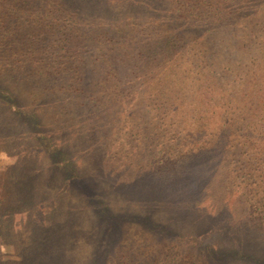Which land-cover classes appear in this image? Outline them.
<instances>
[{"label": "rangeland", "instance_id": "rangeland-1", "mask_svg": "<svg viewBox=\"0 0 264 264\" xmlns=\"http://www.w3.org/2000/svg\"><path fill=\"white\" fill-rule=\"evenodd\" d=\"M43 2L49 5V0ZM9 11L13 8L0 0V19ZM29 16L17 24L26 36L30 27L23 20ZM263 20L262 15L259 21ZM109 27L89 14L75 28L66 55L55 57L57 63H70V69L50 73L11 69L7 76L5 60L0 59V119L4 125L12 122L14 128L25 129L24 135L10 138L0 133V167L5 165L20 185L35 177L30 169L33 161L42 170L40 177H49L37 181L32 191L24 190L22 202L13 187L16 208L31 209L15 216L9 210L1 214L0 229L7 233L0 230V264H36L40 258L51 259L52 264H206L207 258L217 264H264V187L259 192L252 191L256 184L244 189L241 169L246 148L241 136L233 143L219 141L226 147H221L220 176L209 171L164 175L153 186L138 190L132 211L139 213V222L121 226L100 218L104 213L100 208H115L121 202L127 206L126 199L118 197L116 187L101 197L105 184L97 187L100 193L84 186L77 177L90 175L91 169L80 164L91 165L96 158L103 167L133 165L135 158L126 148L135 144L142 126L153 121L151 108L125 93L130 82L127 71L131 82L142 80V73L131 70L141 32ZM238 31L236 36L226 34L228 50L242 42L244 30ZM105 36L114 40L112 47L100 43ZM54 43L50 38L44 48L50 45V51ZM36 122L47 134L39 141L30 130ZM151 125L147 131L154 133ZM49 130L57 136L52 139ZM126 130L137 133L124 140ZM235 132L241 135L242 129ZM152 139L153 145L164 143L147 160L148 168L157 170L168 163L163 159L170 155L171 145L159 134ZM28 145L36 148L34 157L33 152L26 154ZM94 145L101 148L98 157L91 155Z\"/></svg>", "mask_w": 264, "mask_h": 264}, {"label": "trees", "instance_id": "trees-1", "mask_svg": "<svg viewBox=\"0 0 264 264\" xmlns=\"http://www.w3.org/2000/svg\"><path fill=\"white\" fill-rule=\"evenodd\" d=\"M2 1L13 8V12L5 13V18L0 19V59L5 60L3 69L7 76L11 69L50 73L62 67L72 68L70 63H57L55 57L66 55L75 28L89 14L105 27L122 26L141 32L132 57L135 66L128 65V68L142 73L139 77L142 80L131 82L133 78L127 71L130 82L125 93L130 100L137 98L145 102L151 108L153 121L143 123L135 144L126 148L135 158L133 165L115 168L110 163V167H103L92 158L91 165L80 164V168L91 169L90 175L77 177L84 186L99 193L97 187L105 184L107 191L101 197L110 194V187H116L118 197L126 199L127 206L121 202L115 208L110 205L100 208L104 212L101 219L121 226L139 222V213L132 211V202L139 198L137 192L153 186L155 179L164 175L209 171L220 176L221 147L225 146H220L219 141L226 139L233 143L238 136L246 148L241 169L244 189L248 191L249 186L256 184L252 191L259 192L264 187V20L259 21L264 16V0H49L48 6L43 0ZM26 15H30L27 22L23 20L24 26L30 27L27 36L17 26ZM238 30L241 33L244 30L242 42L231 45L228 50L230 43L226 34L232 32L236 36ZM144 32L147 33L143 37ZM50 38L55 43L48 51L50 45L45 48L44 45ZM113 42L110 36L100 41L109 48ZM133 83L136 84L132 86ZM15 110L27 113V109ZM1 120V134L9 138L24 135V128H14L12 122L4 125ZM150 124L154 133L147 131ZM237 125L245 128H235ZM39 126L36 122L30 129L37 141L47 137L38 130ZM240 129L242 133L237 135L235 131ZM49 132L52 139L57 136L56 131ZM124 133L127 140L137 132L126 130ZM158 134L171 145L167 151L170 155L163 159L169 161L151 170L147 160L153 159L155 149L164 144L153 145L152 138ZM94 146L91 155L98 157L101 148ZM35 149L28 145L26 154L33 152L34 157ZM34 164L33 161L30 169L35 177L24 185L12 179L5 165L0 167V216L7 210L15 216L31 209L16 208L13 187L17 188L22 202L24 190L32 191L37 181L49 178H41L42 170ZM34 196L33 192L31 197ZM0 230L6 232L3 227ZM37 260L36 264H52L51 259ZM209 261L207 258L206 264H217Z\"/></svg>", "mask_w": 264, "mask_h": 264}]
</instances>
